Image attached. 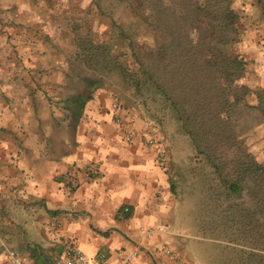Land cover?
<instances>
[{
  "label": "crops",
  "instance_id": "0c3cea01",
  "mask_svg": "<svg viewBox=\"0 0 264 264\" xmlns=\"http://www.w3.org/2000/svg\"><path fill=\"white\" fill-rule=\"evenodd\" d=\"M28 1L0 0V233L7 241L0 264H8L7 248L33 264H56L64 243L92 261L114 262L120 250L140 246L135 264H175L162 249L179 247L170 233L145 241L139 232L171 223L176 183L147 145L154 136L165 148L169 138L103 91L74 127L60 99H49L50 81L36 74L48 66L27 58L36 56L24 30ZM63 120L74 131L58 127Z\"/></svg>",
  "mask_w": 264,
  "mask_h": 264
},
{
  "label": "rangeland",
  "instance_id": "374dc122",
  "mask_svg": "<svg viewBox=\"0 0 264 264\" xmlns=\"http://www.w3.org/2000/svg\"><path fill=\"white\" fill-rule=\"evenodd\" d=\"M154 2L156 17L144 22L139 10L145 12L146 8L141 0H29L25 12L30 21L24 30L31 34L29 44L36 56L32 53L27 58L32 64L48 66L36 74L50 81L49 99H60L64 111L69 98H94L103 91L113 96L117 109H131L148 128L169 138L165 150L177 192L167 227L183 264H264V213L254 220L255 200L247 176L241 173L244 164L254 160L264 167V118L254 108L243 110L235 127L239 142L216 147L214 155L224 168L225 179L242 178L243 189L232 193L211 160L197 150L170 103L154 89V96L145 90L144 95L138 94L128 76L139 75L151 53H158L177 37L165 17L160 21L168 3ZM234 8L241 15L239 42L226 53L246 61L240 82L259 91L264 89V0H235ZM96 44L104 48L105 62L96 52L100 63L85 53ZM163 73L157 75L159 83ZM247 101L252 106L258 104L254 92ZM61 123L68 126L63 120L58 127ZM207 133L202 135V150L211 148L213 133ZM162 141L159 138L158 142ZM3 218L9 219L8 215ZM4 234L0 233V251L7 242Z\"/></svg>",
  "mask_w": 264,
  "mask_h": 264
},
{
  "label": "trees",
  "instance_id": "16d2710c",
  "mask_svg": "<svg viewBox=\"0 0 264 264\" xmlns=\"http://www.w3.org/2000/svg\"><path fill=\"white\" fill-rule=\"evenodd\" d=\"M141 1L146 8L145 12L139 10L141 18L144 22L153 21L156 17L155 0ZM165 1L168 4L160 13V21L165 17L177 37H174V43L160 47L158 53H151L150 61L144 63L139 75L128 76L138 94L144 95L145 91H149L154 96V90L162 94L197 150L216 167L227 190L238 193L243 189L242 178L241 181L225 179L224 168L219 166V159L214 155L216 147L228 141L239 142L235 127L243 110L254 108L264 118V89L252 91L241 84L247 63L239 55L230 57L226 53L239 42L240 12L234 8L235 0ZM94 52L105 62L106 53L101 44L92 45L88 52L85 51L90 59L100 63ZM162 71L164 79L159 83L157 75ZM253 92L258 99L256 106L247 101ZM92 99L91 96H75L66 101V112L72 118L74 127L80 122L87 102ZM209 131L213 133L211 148L202 150L205 147L201 145L202 135L209 134ZM244 168L241 170L242 177L247 176L250 182L248 189L255 200V220L260 213H264V167L254 160L250 165L244 164Z\"/></svg>",
  "mask_w": 264,
  "mask_h": 264
},
{
  "label": "built area",
  "instance_id": "2783aa9c",
  "mask_svg": "<svg viewBox=\"0 0 264 264\" xmlns=\"http://www.w3.org/2000/svg\"><path fill=\"white\" fill-rule=\"evenodd\" d=\"M115 117L119 118V114H115ZM130 122L134 124L133 119ZM147 145L154 147L157 150L158 162L162 166L166 167L169 165V157L165 148L160 145V143L154 136L149 137V139L147 140ZM139 232L144 238V240L148 241L153 239L155 236L168 234L169 228L160 227L157 229H148L146 227H141L139 229ZM162 249L166 252L167 255L173 257L175 264H183L182 259L177 255L174 250L168 248L165 245ZM140 252V246H135L132 249L120 250L117 253L116 260L114 262H111L106 259L104 255H98L95 260L92 261L80 247L72 245L70 243H64L62 252L59 258L57 259L56 264H135L139 258ZM6 257L8 260V264H33L25 260L21 256V254L14 249L7 248Z\"/></svg>",
  "mask_w": 264,
  "mask_h": 264
}]
</instances>
